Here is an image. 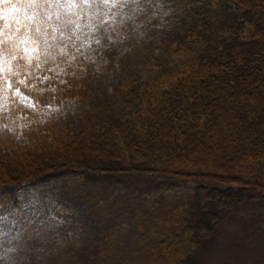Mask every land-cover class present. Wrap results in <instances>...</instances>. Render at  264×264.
<instances>
[{
	"label": "trees",
	"instance_id": "16d2710c",
	"mask_svg": "<svg viewBox=\"0 0 264 264\" xmlns=\"http://www.w3.org/2000/svg\"><path fill=\"white\" fill-rule=\"evenodd\" d=\"M11 19H0V70L28 84L47 73L33 96L52 84L76 100L66 110L9 103L0 72L1 196L73 169L196 183L180 230L153 238L145 257L68 261L193 264L216 243L202 221L217 209L216 186L236 188L232 203L264 201V0H20ZM25 41L35 46L29 59ZM135 62L153 69L134 79ZM108 70L121 76L99 102ZM74 119L76 137L54 133Z\"/></svg>",
	"mask_w": 264,
	"mask_h": 264
},
{
	"label": "rangeland",
	"instance_id": "374dc122",
	"mask_svg": "<svg viewBox=\"0 0 264 264\" xmlns=\"http://www.w3.org/2000/svg\"><path fill=\"white\" fill-rule=\"evenodd\" d=\"M19 1L0 3V19L12 20ZM34 51L33 43H23L22 57L29 59ZM152 69L135 62L127 75L145 78ZM0 72L7 90L4 100L9 103L66 110L76 100L56 92L52 84L39 99L33 96L32 86L44 83L47 73L36 72L28 84L24 76L9 77L3 68ZM117 73L98 75L99 102L110 92L106 87L121 76ZM79 124L77 119L69 128L60 123L54 133L61 130L72 136ZM195 187L194 182L160 175L111 177L75 169L24 182L7 197L0 195V264H74L68 259L82 255L118 260L141 251L145 257V249L157 240L153 238L180 230L187 217L186 203L195 199ZM235 192V187L214 188L212 199L219 204L217 209H206L202 221L216 243L200 250L193 264H264V201L244 197L232 203Z\"/></svg>",
	"mask_w": 264,
	"mask_h": 264
},
{
	"label": "snow or ice",
	"instance_id": "6c2138e0",
	"mask_svg": "<svg viewBox=\"0 0 264 264\" xmlns=\"http://www.w3.org/2000/svg\"><path fill=\"white\" fill-rule=\"evenodd\" d=\"M4 2H6V0H0V3H4Z\"/></svg>",
	"mask_w": 264,
	"mask_h": 264
}]
</instances>
